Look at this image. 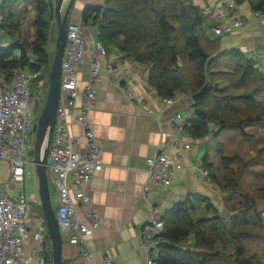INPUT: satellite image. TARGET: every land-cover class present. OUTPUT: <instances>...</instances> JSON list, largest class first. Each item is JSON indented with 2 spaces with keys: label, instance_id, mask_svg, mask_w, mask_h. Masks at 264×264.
<instances>
[{
  "label": "trees",
  "instance_id": "16d2710c",
  "mask_svg": "<svg viewBox=\"0 0 264 264\" xmlns=\"http://www.w3.org/2000/svg\"><path fill=\"white\" fill-rule=\"evenodd\" d=\"M248 2L252 11L264 10V0ZM29 5L31 8L27 9ZM0 17L3 31L18 39L10 47L0 49V73L9 75L10 69L24 62L26 52L31 51L44 64L42 78H45L46 63L52 57L45 47L53 25L52 0H1ZM80 19L99 27V39L106 49L116 46L124 57L145 65L148 83L162 97H177L183 83L181 71L186 67L191 71L196 90L209 82L207 95L193 101L189 108L194 117L186 129L192 137L218 136L222 129L233 126L247 138L246 126L264 127V74L241 50L220 49L218 38L206 32L215 24L192 0H107L102 6L86 5ZM14 47L20 49L17 58L13 57ZM220 78L227 79L243 93L217 95L216 81ZM37 83L38 80L32 84L34 89L41 88L45 81L40 87ZM37 118L34 117L35 123ZM209 122L219 126L213 133ZM217 147L225 149L223 143ZM261 150L258 148L253 159L247 160L239 153L219 154L220 173L213 172V163L203 156L202 166L208 170L207 177L222 191L223 203L232 199L224 203L231 212L228 216L231 227L226 228L223 223L226 218L216 209L212 217L195 218L196 203L204 202L207 208L212 204L204 196L188 195L161 217L164 226L156 247V264H264V222L256 205L258 198H264V187L257 189V196H252L242 186L248 168L260 157ZM245 201L249 203L246 208ZM53 208L55 211L56 205ZM42 244L45 260L49 262L50 243Z\"/></svg>",
  "mask_w": 264,
  "mask_h": 264
},
{
  "label": "built area",
  "instance_id": "2783aa9c",
  "mask_svg": "<svg viewBox=\"0 0 264 264\" xmlns=\"http://www.w3.org/2000/svg\"><path fill=\"white\" fill-rule=\"evenodd\" d=\"M234 7L236 2L227 0L226 8H217L215 18L218 21L225 19L227 9ZM30 8V5L27 6V9ZM251 17L264 19V10L252 11ZM244 23L243 19H237L233 21V26L243 27ZM212 30L220 36L223 27L218 22ZM3 34L0 17V49H6L18 41L16 36H7L9 41L3 40ZM99 36L97 25L84 23L81 19L66 23V44L60 70V96L47 155V169L53 176L57 194L55 215L61 237L64 236L70 243L79 246L83 258L80 264H85L86 260L93 258V252L86 245V238L98 230L102 222L87 193L88 183L103 167L100 159L102 149L88 116L96 99L94 83L99 79L102 70L100 60L107 53ZM118 53L121 52L118 50ZM86 62L89 63L87 79L79 86L77 75ZM43 69L44 64L40 63L31 51H27L24 62L13 66L9 75L0 73V163L5 164L7 181V189L3 188L0 182V264H49L45 257L39 254L43 236L47 231L44 216L37 214L34 218L29 208L30 202L39 205L40 201L34 195H26L23 184L28 164H34L28 161V154L33 150L28 140L33 144V131L36 126L33 125L31 107L37 94L32 84L36 80L38 87L43 84ZM121 77L122 74H119L117 79ZM117 79L115 83L120 86ZM123 89L130 99L139 102L136 93L125 86ZM175 99V96L162 97L161 103L170 105ZM193 117L194 114L190 110L175 111L168 114L163 123L183 135H188L186 126ZM72 125L79 126L82 134L72 132ZM163 145L176 148L177 157L182 155V150L190 147L189 143L180 147L178 142L168 140ZM181 167L179 163H169L167 153L162 150L146 159V180L142 185V197L150 207L152 206L151 214L141 230L146 264H156L155 249L161 241L160 234L164 226L158 210L153 205L152 196L170 186L172 174ZM198 171L208 176V170L203 166H198ZM70 181L75 185V191L71 189ZM17 184H21L23 190L12 195L9 190ZM78 207L84 208L81 216ZM260 213L264 222V207ZM28 238L33 242L32 249L24 247V241ZM103 262L114 264L110 257H105Z\"/></svg>",
  "mask_w": 264,
  "mask_h": 264
},
{
  "label": "crops",
  "instance_id": "0c3cea01",
  "mask_svg": "<svg viewBox=\"0 0 264 264\" xmlns=\"http://www.w3.org/2000/svg\"><path fill=\"white\" fill-rule=\"evenodd\" d=\"M106 1L72 0L67 19L78 21L86 5L102 6ZM192 1L209 14L212 23H221L223 32L220 36L210 28V37L218 38L220 49L241 50L253 59L255 66L264 74V19L251 17L252 10L248 0H234L236 7L227 9L226 18L220 21L215 18L214 13L217 8H226L227 0ZM66 4L67 2L62 11ZM237 19L245 21L243 27L233 26V21ZM84 34L86 35L85 32ZM106 50V55L100 60V77L94 83L96 99L88 114L92 130L102 149L100 159L103 167L88 183L87 193L102 222L101 227L86 238V245L93 252V258L86 260L85 264H104L105 257L112 258L114 264H146L141 230L152 207L142 197L148 157L155 156L162 150L167 153L169 163H179L182 166L172 174L171 185L152 196L153 205L160 217L175 202L195 194L208 198L212 206L216 207V212L224 218L227 219L231 212L222 201V191L210 177L198 171V166L202 167L204 162L203 156L206 155L207 161L208 154L203 145H206L210 136L194 138L189 134L183 135L163 123L168 114L189 110L194 101L192 95L197 91L194 84L189 85L188 89L181 87L174 102L163 105L162 96L147 81L148 68L145 65L124 57L122 53H118L116 46H108ZM251 55L256 57L252 58ZM88 68L89 63L86 62L79 69V86L86 81ZM119 74L122 77L117 79ZM116 79L120 86L115 83ZM123 86L136 93L139 102L130 99ZM71 131L82 134V129L77 125H72ZM167 140L178 142L180 147L189 143L190 147L182 150V155L177 157L176 148L163 145ZM51 177L54 186L52 201L55 206L57 194L53 176ZM69 185L75 191L76 187L71 181ZM83 210V207H78L80 216ZM61 238L62 264L83 262L79 246L70 243L64 236ZM41 245L44 246L42 243ZM24 247H34L31 239L24 241Z\"/></svg>",
  "mask_w": 264,
  "mask_h": 264
},
{
  "label": "rangeland",
  "instance_id": "374dc122",
  "mask_svg": "<svg viewBox=\"0 0 264 264\" xmlns=\"http://www.w3.org/2000/svg\"><path fill=\"white\" fill-rule=\"evenodd\" d=\"M206 32L208 35H211L210 29H206ZM7 36L9 35H7V33L4 32L3 40L9 41V38ZM55 43H56V32L53 23V25L52 24L50 25L48 39L45 45L49 55L52 57L55 51ZM19 55H20L19 47H14L13 57L17 58ZM52 57L51 60L48 63H46L45 71L48 73L45 76V78H43L47 86L44 83L41 88L39 89L37 88L38 90H40L38 93H37V89H34L35 94H37L35 95L36 97L35 101L39 100L37 101L36 104L34 103L33 107H31V113L33 114L34 117L35 116L38 117L40 115L41 111L39 112V109L41 107L42 110L44 104L43 98H45L48 89V74L52 62ZM181 72H182V82H183L182 88L188 89L189 85H193L192 74H190L191 71L186 67L183 68ZM216 83L219 88L216 93L217 95H224V94L237 95L243 93L242 89L233 88L227 79H223V78L217 79ZM199 89H197V91ZM41 102L43 103L41 104ZM33 125H36V123L34 122ZM208 126L210 131H212V133L219 128L218 124H216L215 122H209ZM244 130L247 134H249V137L247 138L244 137L242 132L239 129L234 128L233 126L226 127L222 129V131L218 136H210L206 141V145H203V149L208 154L207 161L213 163V167L211 170L215 173H220V171L218 170L219 167L218 163L220 161L219 154L220 155L224 154L225 156H232L239 153L244 160H247V159H253V157L257 153L258 148L262 149L259 154L260 157L252 161L253 163L248 168L242 180V186L244 190L249 195L257 196L258 195L257 189L260 187H264V127L258 125H249L246 126ZM33 133L35 136V131H33ZM34 139H33V144H31L30 141L28 140V144L30 145V147H32L33 150H34ZM219 143H223L225 148L224 151L220 150V148L218 149L217 146ZM28 159H29L28 161L33 162L34 153L33 154L29 153ZM47 178H48V184L50 186L51 196H53L54 186L49 169H47ZM0 182L3 188L7 189V181L5 180V164L3 162L0 163ZM23 184L25 186L24 192L26 195L28 196L34 195L35 198L37 199L39 198L37 177L35 173V164L33 163L28 164V169ZM22 190H23V186L21 184H17L14 188H11L9 191L12 195H16ZM228 202L224 201L225 204H228ZM196 204H197L196 210L193 212V216L195 218H209L215 215L214 210L216 209V207L212 206L210 208L209 207L207 208L206 203L204 202H198ZM256 205L258 210L260 211L264 207V198H258V203ZM29 208L30 211L33 213L34 218L37 216V214L43 216V213L40 210L39 205L30 202ZM44 241L47 242V245L50 243L48 236L46 235L43 236L42 243ZM39 254L40 256L43 255V247L42 250L39 252Z\"/></svg>",
  "mask_w": 264,
  "mask_h": 264
},
{
  "label": "water",
  "instance_id": "95a60500",
  "mask_svg": "<svg viewBox=\"0 0 264 264\" xmlns=\"http://www.w3.org/2000/svg\"><path fill=\"white\" fill-rule=\"evenodd\" d=\"M66 2L65 9L62 11ZM71 4L72 0H52L53 23L56 32L55 51L48 74L47 93L35 126L33 162L37 177L38 197L40 201L39 208L46 222L47 235L51 246L49 264H62V238L50 196L47 178V155L60 96L61 61L66 44V23ZM209 90L210 84L207 81L198 91L193 93L192 99L196 101L204 97ZM248 206L249 203L245 201L244 207L246 208ZM223 223L227 229L231 227V221L229 219L224 220Z\"/></svg>",
  "mask_w": 264,
  "mask_h": 264
}]
</instances>
